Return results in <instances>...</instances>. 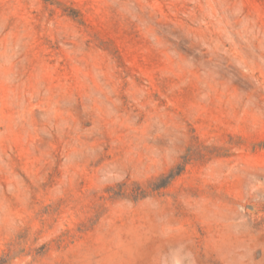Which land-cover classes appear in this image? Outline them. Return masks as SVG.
I'll return each instance as SVG.
<instances>
[{
    "label": "rangeland",
    "instance_id": "374dc122",
    "mask_svg": "<svg viewBox=\"0 0 264 264\" xmlns=\"http://www.w3.org/2000/svg\"><path fill=\"white\" fill-rule=\"evenodd\" d=\"M0 264H264V0H0Z\"/></svg>",
    "mask_w": 264,
    "mask_h": 264
}]
</instances>
